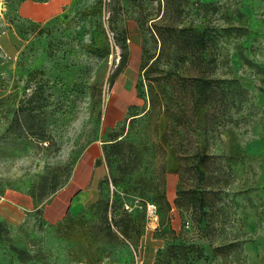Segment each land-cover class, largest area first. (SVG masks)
<instances>
[{"label": "rangeland", "instance_id": "374dc122", "mask_svg": "<svg viewBox=\"0 0 264 264\" xmlns=\"http://www.w3.org/2000/svg\"><path fill=\"white\" fill-rule=\"evenodd\" d=\"M22 1L0 0V264H264V0H67L46 22ZM157 26L208 41L148 81ZM199 186L194 211L177 190Z\"/></svg>", "mask_w": 264, "mask_h": 264}, {"label": "trees", "instance_id": "16d2710c", "mask_svg": "<svg viewBox=\"0 0 264 264\" xmlns=\"http://www.w3.org/2000/svg\"><path fill=\"white\" fill-rule=\"evenodd\" d=\"M156 35L159 37L160 40V48L159 53L156 56L151 57V61H148L143 67L142 70L144 71V77L145 79H148L150 81V73H154L163 57H166V61H169V51L171 50V47L173 49L181 50L182 51V60H185L187 58L186 55H197L202 53L207 45V34L206 33H199L196 30L192 28H175L171 26H165L155 27ZM170 56V55H169ZM127 56L125 53L122 54V63L125 62ZM142 83V82H140ZM150 87V94L153 96V90L154 87L151 82H149ZM194 91H192L190 97L193 101L202 99V95L205 92L206 86L202 82H197L195 85ZM202 94V95H201ZM165 99V98H164ZM152 103H160L162 105V101H160L159 98L152 97L150 99ZM163 106V105H162ZM196 176L199 178V180L204 179V172H202L200 169H196L195 171ZM199 187H193L191 189L185 190L181 193V190H177V198L181 197H188L190 201L192 202V207L194 211L200 210L205 206L203 197L200 196V193H198ZM185 195V196H184ZM180 196V197H179Z\"/></svg>", "mask_w": 264, "mask_h": 264}, {"label": "crops", "instance_id": "0c3cea01", "mask_svg": "<svg viewBox=\"0 0 264 264\" xmlns=\"http://www.w3.org/2000/svg\"><path fill=\"white\" fill-rule=\"evenodd\" d=\"M67 0H51L37 2L32 0L22 1L18 7V14L33 22H46L59 14Z\"/></svg>", "mask_w": 264, "mask_h": 264}, {"label": "built area", "instance_id": "2783aa9c", "mask_svg": "<svg viewBox=\"0 0 264 264\" xmlns=\"http://www.w3.org/2000/svg\"><path fill=\"white\" fill-rule=\"evenodd\" d=\"M148 210H149V213L151 215H153V214H155L156 208H155L154 205H150L149 208H148ZM155 218L157 219V217H155Z\"/></svg>", "mask_w": 264, "mask_h": 264}]
</instances>
